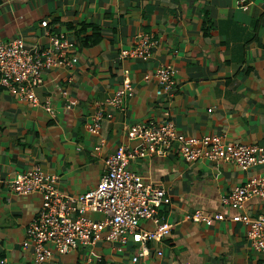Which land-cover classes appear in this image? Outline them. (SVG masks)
Returning <instances> with one entry per match:
<instances>
[{
	"label": "crops",
	"instance_id": "1",
	"mask_svg": "<svg viewBox=\"0 0 264 264\" xmlns=\"http://www.w3.org/2000/svg\"><path fill=\"white\" fill-rule=\"evenodd\" d=\"M47 33L65 35L74 44L68 56L78 63L42 73L36 94L40 102L51 100L53 115L0 86V179L38 166L58 176L65 194L91 191L119 146L142 148L128 131L151 123H173L186 137L215 135L264 147V0H0V38H20L34 52L50 48ZM145 38L159 42L148 60L120 58ZM164 65L177 75L173 89L158 96L161 83L145 76ZM125 71L134 96L122 111L107 101L122 87ZM70 99L78 101L71 109ZM97 111L105 119L94 135L87 125ZM130 168L167 192L170 204L160 215L173 225L171 234L146 244L133 237L121 252L104 239L67 253L49 245L52 257L44 264H264L249 227L234 220L264 215V200L251 199L241 211L221 204L237 186L264 176V165L243 170L205 158L188 162L174 147L163 157L138 158ZM42 208L39 194L18 196L0 186V260L35 264L22 244ZM196 211L226 220L193 222L188 216Z\"/></svg>",
	"mask_w": 264,
	"mask_h": 264
},
{
	"label": "built area",
	"instance_id": "2",
	"mask_svg": "<svg viewBox=\"0 0 264 264\" xmlns=\"http://www.w3.org/2000/svg\"><path fill=\"white\" fill-rule=\"evenodd\" d=\"M47 27L48 22L43 21ZM49 49H35L31 52L20 39L5 41L0 38V86L6 87L22 101L41 106L49 115L54 114L51 100L40 102L36 89L43 84L42 73L54 68H70L78 63L77 57H69L67 51L74 47L65 35L48 34ZM159 44L151 38L138 42L132 49H123L120 58L148 60L151 49ZM177 71L169 65L161 66L154 75L148 74L146 80L155 77L162 85L157 91L160 96L173 89ZM72 80V79H71ZM65 97L68 94L63 92ZM134 96V87L129 71L124 72L122 87L107 101L108 105L125 110L128 100ZM78 101L70 99L68 108L76 107ZM213 109H209L212 112ZM104 113L93 114L92 123L87 129L99 135ZM129 140H139L143 146L131 149L121 145L107 158V170L99 185L88 192L70 195L59 190L58 176L36 166L34 169L17 174L11 179H0V186L18 196L39 194L43 208L39 216L26 229L24 248H31L35 264L48 262L52 253L49 245H54L63 253L70 252L81 245H95L104 239L107 243L118 244L123 251L131 238L146 244L161 242L172 232L173 225L160 215L170 198L160 183L147 179L130 168L132 161L151 155H168L178 147L179 155L188 162L205 158L210 161L233 163L243 170L264 165V147L227 142L220 136L208 135L201 138L186 137L180 134L173 123H151L137 125L128 131ZM101 150V146L95 148ZM264 200V176L249 179L245 184L234 188L223 196L224 207L241 211L251 199ZM99 214L101 220L91 219L88 214ZM188 219L212 226L215 222L226 220L225 215H210L196 211ZM234 220L249 227L248 237L257 251L264 253V215L255 218L238 215ZM143 222L153 225L146 228ZM147 249L140 256L147 255ZM136 257L134 261H138ZM0 264H11L5 259Z\"/></svg>",
	"mask_w": 264,
	"mask_h": 264
}]
</instances>
